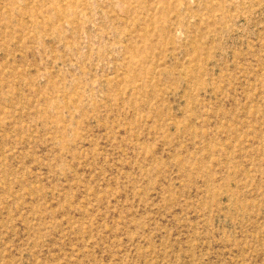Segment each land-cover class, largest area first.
<instances>
[{
    "label": "rangeland",
    "instance_id": "rangeland-1",
    "mask_svg": "<svg viewBox=\"0 0 264 264\" xmlns=\"http://www.w3.org/2000/svg\"><path fill=\"white\" fill-rule=\"evenodd\" d=\"M0 264H264V0H0Z\"/></svg>",
    "mask_w": 264,
    "mask_h": 264
}]
</instances>
